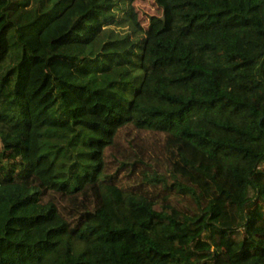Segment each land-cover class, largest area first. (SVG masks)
I'll use <instances>...</instances> for the list:
<instances>
[{"label": "trees", "instance_id": "16d2710c", "mask_svg": "<svg viewBox=\"0 0 264 264\" xmlns=\"http://www.w3.org/2000/svg\"><path fill=\"white\" fill-rule=\"evenodd\" d=\"M134 1L0 0V264H264V0Z\"/></svg>", "mask_w": 264, "mask_h": 264}, {"label": "rangeland", "instance_id": "374dc122", "mask_svg": "<svg viewBox=\"0 0 264 264\" xmlns=\"http://www.w3.org/2000/svg\"><path fill=\"white\" fill-rule=\"evenodd\" d=\"M133 4L137 13L138 20L144 28L148 24L149 17L160 15V10L156 5L155 0H135ZM118 31L121 34L130 32L127 24L123 25Z\"/></svg>", "mask_w": 264, "mask_h": 264}]
</instances>
